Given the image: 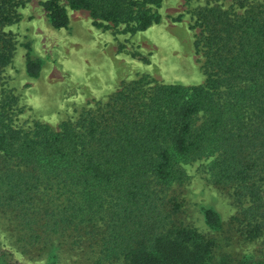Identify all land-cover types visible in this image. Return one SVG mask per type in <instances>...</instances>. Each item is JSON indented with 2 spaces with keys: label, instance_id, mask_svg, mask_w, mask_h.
<instances>
[{
  "label": "trees",
  "instance_id": "obj_1",
  "mask_svg": "<svg viewBox=\"0 0 264 264\" xmlns=\"http://www.w3.org/2000/svg\"><path fill=\"white\" fill-rule=\"evenodd\" d=\"M15 4L0 0V73L12 50L2 27L15 21ZM42 6L54 28L66 25V6L134 33L158 23L160 0ZM194 25L197 85L141 75L55 128L17 124L16 98L0 91V212L45 264L56 263L58 239L85 252L86 264H264V254L214 259L215 240L183 224L169 196L187 179L184 165L210 158V180L232 189L244 236L264 232V0L241 11L201 6ZM203 214L218 226L216 213ZM0 264H17L1 241Z\"/></svg>",
  "mask_w": 264,
  "mask_h": 264
},
{
  "label": "rangeland",
  "instance_id": "obj_2",
  "mask_svg": "<svg viewBox=\"0 0 264 264\" xmlns=\"http://www.w3.org/2000/svg\"><path fill=\"white\" fill-rule=\"evenodd\" d=\"M14 1L16 19L2 27L12 50L0 73V91H9L16 98L14 118L24 128L33 122L55 128L63 120L73 121L80 111L102 105L123 83L141 75L159 83H202L203 57L194 46L196 10L218 4L241 11L260 2L160 0L158 23L130 33L123 31L122 25L94 23L87 11L66 6V25L54 28L42 6L44 0ZM209 160L184 165L186 181L169 192L178 203L177 218L215 240L214 259L221 254L234 259L264 254V232L252 239L244 236L234 219L238 208L232 189L210 180ZM205 209L216 213L217 227L206 223ZM15 237V229L0 212V241L17 264H45L42 253L30 252ZM57 241L53 246L55 264L88 262L85 252L70 249L64 240Z\"/></svg>",
  "mask_w": 264,
  "mask_h": 264
}]
</instances>
